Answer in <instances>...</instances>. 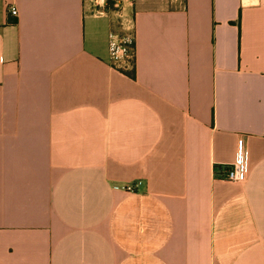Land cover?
<instances>
[{
    "label": "crops",
    "instance_id": "0c3cea01",
    "mask_svg": "<svg viewBox=\"0 0 264 264\" xmlns=\"http://www.w3.org/2000/svg\"><path fill=\"white\" fill-rule=\"evenodd\" d=\"M95 1L0 0V264H264V0Z\"/></svg>",
    "mask_w": 264,
    "mask_h": 264
},
{
    "label": "built area",
    "instance_id": "2783aa9c",
    "mask_svg": "<svg viewBox=\"0 0 264 264\" xmlns=\"http://www.w3.org/2000/svg\"><path fill=\"white\" fill-rule=\"evenodd\" d=\"M96 0V13L106 14L109 11L107 0ZM118 1V0H116ZM135 1V0H132ZM116 3V2H115ZM10 15L18 16V10L14 7L10 8ZM122 33L111 31L108 39V49L110 54V62L113 67H118L122 70L132 67L130 60L131 46L135 42V33L131 20L122 23ZM240 157L232 164L222 166L216 170V178L223 182L244 183L249 176V169L245 157V146L242 142L239 144ZM132 190L133 188H126Z\"/></svg>",
    "mask_w": 264,
    "mask_h": 264
},
{
    "label": "trees",
    "instance_id": "16d2710c",
    "mask_svg": "<svg viewBox=\"0 0 264 264\" xmlns=\"http://www.w3.org/2000/svg\"><path fill=\"white\" fill-rule=\"evenodd\" d=\"M131 55H132V59L130 60V63H131L132 68H133L134 67V61H135V42L131 46Z\"/></svg>",
    "mask_w": 264,
    "mask_h": 264
}]
</instances>
